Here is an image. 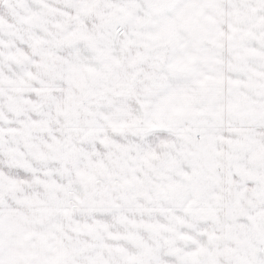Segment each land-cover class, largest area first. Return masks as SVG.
Instances as JSON below:
<instances>
[{
    "label": "snow or ice",
    "instance_id": "1",
    "mask_svg": "<svg viewBox=\"0 0 264 264\" xmlns=\"http://www.w3.org/2000/svg\"><path fill=\"white\" fill-rule=\"evenodd\" d=\"M0 264H264V0H0Z\"/></svg>",
    "mask_w": 264,
    "mask_h": 264
}]
</instances>
